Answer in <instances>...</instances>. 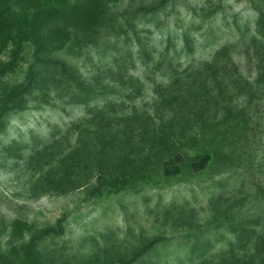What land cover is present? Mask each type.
<instances>
[{"label":"rangeland","instance_id":"rangeland-1","mask_svg":"<svg viewBox=\"0 0 264 264\" xmlns=\"http://www.w3.org/2000/svg\"><path fill=\"white\" fill-rule=\"evenodd\" d=\"M70 2L0 51V264H264V0ZM232 108L190 179L111 187Z\"/></svg>","mask_w":264,"mask_h":264},{"label":"trees","instance_id":"trees-1","mask_svg":"<svg viewBox=\"0 0 264 264\" xmlns=\"http://www.w3.org/2000/svg\"><path fill=\"white\" fill-rule=\"evenodd\" d=\"M0 0V51L9 44L11 39L18 41L20 47L23 41L36 39L40 23L51 13H64L65 3L72 4L70 0ZM19 15L15 21V17ZM260 20V31L256 39L264 38L262 22ZM186 43V45H188ZM264 80V73L260 75L257 83ZM89 102V101H88ZM237 109V108H236ZM235 109H229L225 112L222 119L215 113L211 117L212 123L201 126V129L188 131L185 127L183 130L176 131L170 129V134L164 129L154 130V141L151 145L154 161L148 165L138 168L136 172L129 173L125 180L114 181L111 187L118 191L140 190L145 186H158L172 182H182L191 178L193 171L188 160H182L179 163V172L172 175L163 173L164 163L168 158L175 157L183 150H198L203 144H209L211 147H221L228 142L234 143L242 137V134L235 135L232 125H223V122L230 120L235 121L234 129L239 125ZM236 116V117H235ZM246 121L243 118L242 123ZM246 128V127H245ZM180 132V133H179ZM209 141H207L208 136ZM217 152L215 156L219 155ZM143 164H147L145 161Z\"/></svg>","mask_w":264,"mask_h":264}]
</instances>
